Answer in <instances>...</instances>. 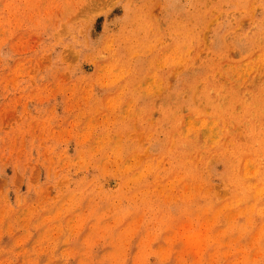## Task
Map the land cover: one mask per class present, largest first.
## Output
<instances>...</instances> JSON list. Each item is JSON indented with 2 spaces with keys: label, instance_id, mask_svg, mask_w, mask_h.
<instances>
[{
  "label": "clouds",
  "instance_id": "9594fccd",
  "mask_svg": "<svg viewBox=\"0 0 264 264\" xmlns=\"http://www.w3.org/2000/svg\"><path fill=\"white\" fill-rule=\"evenodd\" d=\"M87 2L0 0V48L15 60L0 65V120L22 106L16 127L0 129V172L41 165L49 177L17 189L15 205L0 192V240L23 230L0 243V264H264V0H157L162 18L151 0H130L117 30L79 40L86 21L72 17ZM64 24L92 71L66 86L57 58L53 80L33 85V36ZM58 93L66 126L28 112ZM102 177L117 181L108 196ZM33 228L43 230L26 247Z\"/></svg>",
  "mask_w": 264,
  "mask_h": 264
},
{
  "label": "rangeland",
  "instance_id": "374dc122",
  "mask_svg": "<svg viewBox=\"0 0 264 264\" xmlns=\"http://www.w3.org/2000/svg\"><path fill=\"white\" fill-rule=\"evenodd\" d=\"M144 0H136V3H143ZM161 3H164V0H161ZM183 3H176L175 7L177 9L182 8ZM132 7L130 0H88L87 4L77 13L76 16L72 17V22H78L81 18L86 21L85 31L77 37L79 40H96L99 37L103 36L106 31H114L117 30L127 19V16L130 15L129 9ZM149 7L152 9V15L157 18H162L164 12L161 9L160 3L157 0H151ZM261 10L257 9V17L260 16ZM241 30H247L250 27L249 20L245 19L242 22ZM212 35L211 29L204 34V38L207 41L210 39ZM33 41L36 46H39V43L43 41L41 44L40 52L42 56H40L39 65L36 68H33V74L37 76V80L32 81L33 85L37 82L43 84L48 81L53 80V78L49 75L55 67L57 58L62 60V65H67L68 70L64 71L62 74H59V78L62 79L66 86L70 85L72 81L75 79V76H79V78H85L88 73H90L93 69V66L89 64L87 61L83 60V53L78 51L80 48V44L74 43L73 41V33L69 30L67 24L61 25L60 30L55 32L51 29L41 34L40 36H33ZM54 41H59L56 44L54 49H50L48 47L49 43ZM68 46L65 47L64 45ZM12 55L11 49L7 46L4 48H0V65L9 63L10 65H14L15 60L10 59ZM35 63V62H34ZM75 74H73V71ZM41 75V81L39 77ZM187 75V74H186ZM169 83L172 86H176L177 77L173 75L169 78ZM65 100L66 97L64 94L58 93L54 98L49 99H41V97L36 96L33 99L29 100L27 103L28 112L36 115L38 118L44 117H52V123L56 127H60L62 124L66 126L68 120H70L71 114L65 112ZM162 101L157 100L155 105L158 107ZM55 105V113L50 111L51 107ZM22 110V106L17 107L16 112H10L6 114L3 120H0V129L7 132L16 127V125L20 122L21 117L19 112ZM187 110L185 109V112ZM159 111H153L151 113L152 119L155 120L160 117ZM63 117H67V119L63 120ZM75 142L70 141L68 145L69 154H75ZM35 155V152L33 153ZM222 165H216L217 170H219ZM93 173L90 171L89 175L91 176ZM48 170L41 165H36L35 169L29 166L27 171H21L15 169L13 166L9 165L4 168L2 172H0V192L7 193L8 200L15 205L16 204V190L19 189L21 193L27 192L28 183H32L34 186H42L48 182ZM98 192L103 196H108L111 189H114L117 186V181L112 177H102L98 178L96 181ZM49 187V194L55 195V190ZM220 184L216 182V190L220 192ZM105 189L109 191L106 192ZM228 193L220 192L221 196H225ZM35 196L32 194L30 196V200L34 199ZM87 201L84 202L83 207L86 208ZM106 206V205H105ZM46 213H42L44 215ZM243 217L240 218V222H243ZM33 232L32 239L28 241L25 245L26 247H31L34 243L35 239L39 236L40 231L43 229H31ZM23 230L15 232L13 236H9L7 233L3 236L0 243L4 247H11L16 236L22 234ZM87 231V228H86ZM163 241H158L153 245V248L159 247ZM60 247H63L61 245ZM59 251V250H58ZM135 248H133V252ZM7 255V253H5ZM23 257H19L16 260V264H22ZM47 260V256L43 255L40 257L41 264H45ZM57 264H62V262H57ZM70 264H75V261H71ZM130 264V262H129Z\"/></svg>",
  "mask_w": 264,
  "mask_h": 264
}]
</instances>
